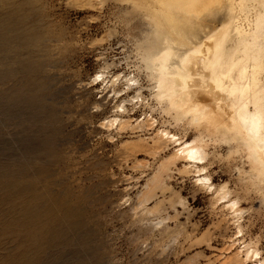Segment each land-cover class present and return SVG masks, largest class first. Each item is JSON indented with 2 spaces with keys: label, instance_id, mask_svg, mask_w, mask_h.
<instances>
[{
  "label": "rangeland",
  "instance_id": "374dc122",
  "mask_svg": "<svg viewBox=\"0 0 264 264\" xmlns=\"http://www.w3.org/2000/svg\"><path fill=\"white\" fill-rule=\"evenodd\" d=\"M140 1L0 0V264H246L231 258L243 242L264 257V205L237 188L242 160L224 144L209 141L206 170L243 195L242 238L183 161L151 183L175 148L154 152L153 132L196 131L151 97ZM138 87L142 99L122 101ZM149 113L153 126L137 127Z\"/></svg>",
  "mask_w": 264,
  "mask_h": 264
},
{
  "label": "bare ground",
  "instance_id": "6f19581e",
  "mask_svg": "<svg viewBox=\"0 0 264 264\" xmlns=\"http://www.w3.org/2000/svg\"><path fill=\"white\" fill-rule=\"evenodd\" d=\"M135 5L146 9L149 26L137 51L139 68L152 83L151 97L174 124L196 131L191 139L165 128L153 132L154 152L167 143L175 148L157 165L151 183L161 179L169 163L183 161L182 172L196 173L195 184L230 212L242 238L243 195L227 182L213 184L206 170V147L209 141L224 144L227 157H240L237 188L246 195L252 191L264 205V0H141ZM124 81L127 89L137 83L134 76ZM139 89L122 101L138 102ZM119 106L126 111L124 104ZM128 120L115 116L106 123L124 127L131 125ZM155 121L149 113L135 125L151 127ZM243 243L231 255L233 261L264 264L257 244Z\"/></svg>",
  "mask_w": 264,
  "mask_h": 264
}]
</instances>
